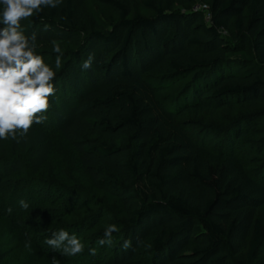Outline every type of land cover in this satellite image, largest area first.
Returning <instances> with one entry per match:
<instances>
[{
	"label": "trees",
	"instance_id": "1",
	"mask_svg": "<svg viewBox=\"0 0 264 264\" xmlns=\"http://www.w3.org/2000/svg\"><path fill=\"white\" fill-rule=\"evenodd\" d=\"M95 1L110 10L107 25L87 0H63L21 21L46 63L56 55L49 41L60 44L63 56L43 114L48 123L0 140V224L19 232L67 230L64 219L41 226L17 210L27 190L31 203L47 201L34 193L42 181H9L43 167L57 131L91 188L118 208L111 244L90 243L87 264H262L264 173H251L233 146L259 121L237 126L225 148H211L178 119L264 104V0H200L208 21L192 10L195 0H141L148 15L134 0ZM230 24L235 48L221 34ZM238 50L253 57L251 67L229 62ZM89 55L91 67L82 70ZM101 224L96 218L86 231ZM241 251L244 259H237ZM6 258L0 246V264Z\"/></svg>",
	"mask_w": 264,
	"mask_h": 264
},
{
	"label": "rangeland",
	"instance_id": "2",
	"mask_svg": "<svg viewBox=\"0 0 264 264\" xmlns=\"http://www.w3.org/2000/svg\"><path fill=\"white\" fill-rule=\"evenodd\" d=\"M134 1L142 13L149 14V11L140 5L141 0ZM87 8L103 24L107 25V19L110 15V10L107 7L99 5L95 0H87ZM221 34L227 45L234 48L237 47L238 42L234 40L235 36L232 24H230L227 30H222ZM65 48L69 47L65 46ZM252 59L253 57L246 50L235 51L229 56V62L236 67H251L250 63ZM247 121H259L258 128L253 130L250 136L234 141L233 146L245 167L251 173L263 174L264 104L259 106H246L244 108L240 107L234 111L220 109L213 112L185 115L178 119V123L194 139L203 142L211 148H225L227 142L230 140L232 131ZM45 123H48L47 118ZM51 139L53 144L51 152L45 164L38 172L31 174V172L27 171V175H15L9 179L11 183L14 182L19 184V186L23 180L22 177L34 178L31 180L36 183L39 180L42 181L43 185L41 190L39 189L34 193H37V198L41 195L43 196L42 199L47 201L36 204L33 200V203H31L32 200L29 201V199H26V197H29L28 190H24L26 192L21 193L22 196L19 199L24 200L28 204V208L22 210L19 203L16 204V208L22 212L24 218L27 216L31 218L33 216L34 219H31V222L41 226L54 221V217L57 221L64 219V227L67 226L66 231L70 235H75L76 233L75 236L83 245V251L74 256H68L61 250H53L44 243L46 238L51 237V233L49 234L48 231H37V228L34 232L31 230L27 231L26 228L20 232L14 228H11L12 230L10 231V229H7L10 227L8 224H6L8 227L0 224V246L4 247L7 255V258L2 264H72V262L87 264L90 243L94 242L96 243L95 245H99L97 241L100 239H94L103 234L104 228L108 224L119 221V218H117V205L111 198L91 188L89 181L79 168L76 152L70 148L59 132H52ZM25 181L27 182V180ZM76 203H80L78 210L70 208ZM35 204L39 208H36ZM39 211H43L44 214H41ZM103 211L108 217L101 218L98 216ZM38 212L39 215H37ZM63 213H67V215L62 216ZM111 215L114 217H109ZM258 216L261 218L264 239V208L258 211ZM96 218H99L102 224L86 231L87 225L95 221ZM16 222L14 227L19 228V220ZM77 222L79 225L75 227L74 223ZM76 228L81 231L79 235L76 232ZM27 236L29 237L28 239ZM25 243L28 244L27 248L25 247ZM236 258L244 259V251H241ZM260 259L262 264H264V241Z\"/></svg>",
	"mask_w": 264,
	"mask_h": 264
},
{
	"label": "clouds",
	"instance_id": "3",
	"mask_svg": "<svg viewBox=\"0 0 264 264\" xmlns=\"http://www.w3.org/2000/svg\"><path fill=\"white\" fill-rule=\"evenodd\" d=\"M62 2L63 0H0V140L7 137L16 139L17 134L23 136L33 124H41L46 119L43 114L50 107L49 97L55 94V69L61 65L63 51L58 42L49 41L51 50L56 55L51 65L46 63L37 53L35 34L26 35L21 21L39 15L45 8H56ZM92 59L89 55L82 62L81 69L90 68ZM18 203L22 209L28 208L24 200ZM117 230L115 224H108L104 228V238L97 243L111 244V234ZM44 243L68 256L83 251L80 240L62 228L52 232ZM123 246L127 248L128 242L125 241ZM25 247H28L27 243ZM90 252L94 254L93 249Z\"/></svg>",
	"mask_w": 264,
	"mask_h": 264
},
{
	"label": "built area",
	"instance_id": "4",
	"mask_svg": "<svg viewBox=\"0 0 264 264\" xmlns=\"http://www.w3.org/2000/svg\"><path fill=\"white\" fill-rule=\"evenodd\" d=\"M193 11H202L204 13V18L206 21L209 20L208 7L205 3L200 0H195V3L192 6Z\"/></svg>",
	"mask_w": 264,
	"mask_h": 264
}]
</instances>
